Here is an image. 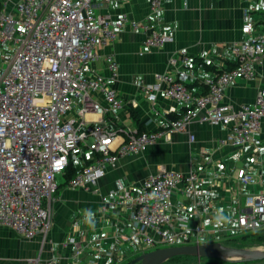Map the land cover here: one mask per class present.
<instances>
[{"label":"built area","instance_id":"built-area-1","mask_svg":"<svg viewBox=\"0 0 264 264\" xmlns=\"http://www.w3.org/2000/svg\"><path fill=\"white\" fill-rule=\"evenodd\" d=\"M111 1L116 0H101V5ZM93 8L94 0H0V45L13 48L11 60L0 66V225L25 239H46L56 194L54 178L64 174L70 163L79 161L83 150L96 158L68 180L71 190L95 185L119 158L142 153L150 144L183 131L192 121L225 128L226 136L220 144L251 146L254 153L261 146L256 135L264 118V94L258 93L251 104L235 110L224 103V95L234 80L251 79L255 67L262 63L264 34L234 43V66L203 81L206 92L201 95L186 87L183 72L176 76L156 74L154 83L143 85L141 90L148 101L154 102L164 85V96L183 108L179 117L166 121L164 129L141 133L120 129L114 133L103 120L95 124L81 120L76 126L66 117L76 99L81 101L82 112L98 115L128 104L93 69L99 59L97 46L111 45L117 31L126 27L143 34L146 48L161 49L168 42L160 28L162 0H148V14L142 21L126 14L116 19L109 15L94 18ZM251 29L252 24L246 23L241 31L249 34ZM180 56L186 68L191 59L185 52ZM104 61L110 78L115 79L116 60L107 54ZM98 94L103 95L105 105L95 100ZM129 104L135 107L133 101ZM120 137L122 141L117 143ZM234 175L241 186L258 183L245 169L236 170ZM203 180L198 173L178 171H162L144 179L133 207L127 210L146 252L182 243L186 221H178L179 231L170 227L174 192L180 186L184 194L195 198ZM118 197L117 205L130 199L124 190ZM194 205L193 215L198 218L199 203ZM236 221L241 233L262 230L264 195L246 196ZM24 264L56 263L37 258Z\"/></svg>","mask_w":264,"mask_h":264},{"label":"crops","instance_id":"crops-1","mask_svg":"<svg viewBox=\"0 0 264 264\" xmlns=\"http://www.w3.org/2000/svg\"><path fill=\"white\" fill-rule=\"evenodd\" d=\"M101 4V0H94L91 11L94 16L109 15L116 19L126 14L142 21L148 14V0ZM262 11L264 0H162L160 28L168 37L163 48H146L143 34L126 27L118 30L116 42L97 50L99 59L92 65L128 104L107 115H98L93 111L82 112L80 100L76 99L67 118L76 126L81 120L92 124L103 120L114 133L120 129L141 133L166 128V121L179 117L183 108L164 96V85L154 102L144 97L142 86L154 83L156 74L169 72L176 76L183 72L189 90L196 95L205 93L203 81L212 80L234 66L233 44L264 34ZM246 23L252 24L249 34L241 31ZM181 52L191 59L186 68L182 67ZM107 54L118 65L115 79L110 78L106 68ZM251 79L238 78L226 88L224 103L230 109L249 105L258 93L264 94V59L255 67ZM95 100L105 105L102 94L95 96ZM132 101L135 107L129 104ZM169 111L171 114H167ZM225 136V128L219 125L192 121L183 131L150 144L142 153L121 157L95 185L71 190L65 183L66 172L58 175L63 183L58 185L51 204V225L46 239L41 236L25 239L0 225V264H24L37 258L52 259L56 264L131 263L146 251L137 236V226L131 221V212L124 204H116L119 192L126 189L137 195L144 179L162 171L195 172L204 178L195 198L184 194L180 186L174 192L170 227L179 231L180 219L187 225L180 245L227 244L226 241L241 233L236 219L246 196L264 195V118L256 135L261 142L256 153L251 146L233 148L220 144ZM121 141V137L117 139V143ZM84 153L88 161L94 158L91 152L84 150ZM83 163L79 160L71 164L77 172ZM238 169L252 173L258 183L237 184L234 172ZM196 201L198 218L193 215ZM195 261L196 264H232L207 259Z\"/></svg>","mask_w":264,"mask_h":264},{"label":"water","instance_id":"water-1","mask_svg":"<svg viewBox=\"0 0 264 264\" xmlns=\"http://www.w3.org/2000/svg\"><path fill=\"white\" fill-rule=\"evenodd\" d=\"M178 257L215 260L232 264H253L264 262V248H235L219 242L196 243L147 251L134 258L130 264H165Z\"/></svg>","mask_w":264,"mask_h":264},{"label":"rangeland","instance_id":"rangeland-1","mask_svg":"<svg viewBox=\"0 0 264 264\" xmlns=\"http://www.w3.org/2000/svg\"><path fill=\"white\" fill-rule=\"evenodd\" d=\"M12 51H13V48L11 47V45L9 44L0 45V66L1 67L5 66L11 60ZM81 108H82V104H81ZM61 179H62L61 176H56L55 183L57 185H59L60 183L62 184L63 182ZM226 243L229 246H232L235 248H245V249L264 248V228L260 231L253 232V233H240L237 236H235L233 239L226 241ZM125 264H130V261H128ZM173 264H196V261L191 260V259H180L179 261ZM261 264H264V262H262Z\"/></svg>","mask_w":264,"mask_h":264},{"label":"bare ground","instance_id":"bare-ground-1","mask_svg":"<svg viewBox=\"0 0 264 264\" xmlns=\"http://www.w3.org/2000/svg\"><path fill=\"white\" fill-rule=\"evenodd\" d=\"M263 12V11H262ZM256 13V12H255ZM264 13V12H263ZM92 14V13H91ZM93 15V14H92ZM93 17L95 18L96 16H94L93 15ZM132 31H134V30H132ZM138 32H140V31H138ZM141 33V32H140ZM116 38H118V31H117V37ZM117 40V39H116ZM116 40L114 41V42H116ZM113 42V43H114ZM112 43V44H113ZM108 47V46H107ZM100 47L99 46H97L96 47V50H98ZM6 66V65H5ZM0 72H1V70H0ZM99 75V74H98ZM252 80V79H251ZM80 100V99H79ZM74 106H75V103H74ZM74 109V108H73ZM73 109H72V111H73ZM122 109V108H121ZM71 111V112H72ZM70 112V113H71ZM70 113H68L67 114V116L66 117H68V115L70 114ZM96 158V156L94 155V158L93 159H90L89 161L86 159V157H85V153H84V150H83V153H82V156L80 157V160H82L84 163H87V165H89L90 163H92L93 162V160ZM120 159V158H119ZM73 163V162H72ZM83 167V166H82ZM81 167V168H82ZM80 168V169H81ZM79 171V170H78ZM77 171V172H78ZM106 171V170H105ZM58 175H63V174H58ZM58 175H56V176H58ZM105 175V174H104ZM104 177V176H103ZM56 178V177H55ZM55 178H54V182H55ZM100 180V179H99ZM99 180H97L95 183H97ZM68 182L69 181H67V187H68ZM55 185H56V191H57V189H58V185L56 184V183H54ZM69 188V187H68ZM70 189V188H69ZM78 189H80V188H78ZM76 190V189H75ZM122 190H124L126 193H128L129 194V196H130V199L129 200H127V201H125L124 203H121V204H124L125 205V207H126V209H128V206H131V207H133L132 205L134 204V201H135V197L138 195H134V194H132L130 191H128V190H126V189H121V191ZM120 191V192H121ZM119 192V193H120ZM177 246H180V245H177ZM165 247H173V246H164V247H159V248H156V249H160V248H165ZM156 249H153V250H156Z\"/></svg>","mask_w":264,"mask_h":264},{"label":"trees","instance_id":"trees-1","mask_svg":"<svg viewBox=\"0 0 264 264\" xmlns=\"http://www.w3.org/2000/svg\"><path fill=\"white\" fill-rule=\"evenodd\" d=\"M178 116H175L174 118H177ZM173 118V119H174ZM87 163H83V165L82 166H85ZM66 176H67V179H66V181H65V183L67 184V181H68V179H70V175H72V177H74L75 176V174L77 173V172H75V169L73 168V166H72V164L70 163L69 164V166H68V168L66 169ZM71 177V178H72ZM180 259H191V260H196V258H186V257H178V258H174V259H171L170 261H168V262H166L165 264H173V263H175V262H177V261H179ZM221 263V262H220ZM259 263H262V262H259ZM253 264H255V263H253Z\"/></svg>","mask_w":264,"mask_h":264}]
</instances>
